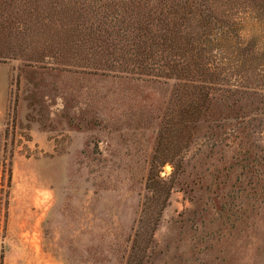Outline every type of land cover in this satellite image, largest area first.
Segmentation results:
<instances>
[{
    "label": "rangeland",
    "instance_id": "1",
    "mask_svg": "<svg viewBox=\"0 0 264 264\" xmlns=\"http://www.w3.org/2000/svg\"><path fill=\"white\" fill-rule=\"evenodd\" d=\"M43 1L0 0V264H264V103L151 168L173 81L121 69L97 0Z\"/></svg>",
    "mask_w": 264,
    "mask_h": 264
},
{
    "label": "trees",
    "instance_id": "2",
    "mask_svg": "<svg viewBox=\"0 0 264 264\" xmlns=\"http://www.w3.org/2000/svg\"><path fill=\"white\" fill-rule=\"evenodd\" d=\"M107 1L86 2L90 14L100 19L96 36L114 43L113 54L121 69L173 81L151 168L170 163L174 170L176 151L192 137L193 127L204 124L210 130L213 121L236 118L240 111L243 117L250 107L264 103L259 99L264 96V47L256 37L243 36L238 25L241 14L263 19L264 0ZM12 5L11 1L8 6ZM165 185L164 178H149L150 195L145 197L143 212ZM158 220L157 216L153 227Z\"/></svg>",
    "mask_w": 264,
    "mask_h": 264
}]
</instances>
